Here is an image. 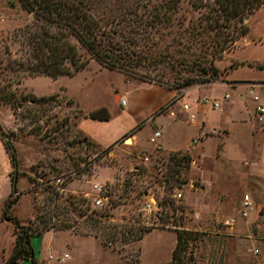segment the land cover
I'll return each mask as SVG.
<instances>
[{"label": "rangeland", "instance_id": "obj_1", "mask_svg": "<svg viewBox=\"0 0 264 264\" xmlns=\"http://www.w3.org/2000/svg\"><path fill=\"white\" fill-rule=\"evenodd\" d=\"M9 1H14L12 7L16 9V16L7 12ZM22 10L19 0H0V92L9 94L12 91L16 95L9 104L0 101V125L14 144L19 162L20 176L15 194L19 201L14 208V215L22 224L41 227L52 225L49 230H59L60 226L69 225V228L63 229L73 233L77 230H91L90 221L96 213H103L102 217H107L106 223L110 225L118 223L151 229L139 241L129 243H123L118 234V240L112 246H106L94 237L87 240L76 238L66 247L61 243L60 250L66 249L72 255L71 259L61 261V253L56 248H51L55 257L49 260V264H161L171 257L176 244L175 229L178 228L193 231L194 240L188 251L192 253L194 264H264V207L257 210L254 222L249 219L248 229H243L240 223L245 218L240 215L239 209L242 195L249 190L244 183L237 188L238 182L248 174V170L250 173L257 169L263 170V162L259 159L250 160V166L244 160L252 155L256 156L260 149H263L264 154V133L252 138L246 135L243 137L242 130L251 124L248 121L249 124L237 125L241 132L239 130L231 138L230 144L245 156L231 162L223 160L216 169H211L213 172L206 168L205 173H211L206 184L192 173L191 161L186 166L178 167L169 158V154L139 150L138 154L149 156L146 165L136 164L134 161L125 162L119 155L102 158L99 156L101 150L90 145L77 129L81 114L73 99L68 96L76 100L83 99L86 103L101 97L111 99L120 88L119 80L105 70L95 68L98 66L96 61L94 64H87L88 67L82 73L74 76H62L59 79L36 76L29 78L21 86L23 79L17 77L18 74H11L5 67L8 60L24 55L14 39L21 38L24 25L29 24L33 18L31 13ZM18 18L19 24L10 32L4 33ZM244 23L248 32L220 59L213 62L219 71L217 78L180 88V93L190 87L205 85L200 89H192L189 94L198 98L206 96L224 100L223 96L228 93L242 100L238 95L239 91L233 88L241 85V92H244L245 97L243 104L249 108L254 107L255 103L248 95L249 88L253 87L259 95L264 93L261 90V87L264 88L261 85L264 84V67L260 66L264 64V7L257 9ZM174 76L180 78L175 79ZM183 77L193 76L189 72H178V69L160 63L154 69L153 66L134 68L125 79L130 82L160 79L164 83L178 85ZM214 82L219 83L211 84ZM257 82L261 83L258 85ZM51 90L60 91L52 94L50 99L28 101L33 95L29 92L48 93ZM240 110L244 113L242 108ZM249 113L253 115L251 110ZM215 116L216 113H212V117ZM251 121L258 128L263 123L254 118ZM151 127L154 129L153 125ZM184 127L193 131L192 125L185 124ZM149 129H143L140 135L147 136L148 139L151 133ZM185 135L186 131L177 139L181 140ZM143 140L145 142V138ZM126 142L130 140L126 139ZM207 147H211L210 141H207ZM177 169H180L179 175L175 173ZM97 171L98 180L102 181L105 177H110L111 180L105 181L111 188L108 191V202L103 208H95L91 200V186L95 180L93 176L97 175ZM53 177L62 178L61 190L55 186ZM179 192L181 197L174 198L173 194ZM224 194L233 199L226 200ZM148 198L161 207L166 200L167 206L148 214L141 209ZM231 217L235 218V224L229 228L223 223ZM13 232L14 224L2 219L1 212L0 250L11 246L3 259L0 254L1 264L12 251ZM33 241L35 253L44 259L39 237L34 236ZM21 264L44 262L27 259L22 260Z\"/></svg>", "mask_w": 264, "mask_h": 264}, {"label": "trees", "instance_id": "obj_2", "mask_svg": "<svg viewBox=\"0 0 264 264\" xmlns=\"http://www.w3.org/2000/svg\"><path fill=\"white\" fill-rule=\"evenodd\" d=\"M20 8L32 14V21L25 24L19 44L24 55L7 61L5 69L19 78L45 75L56 79L72 76L87 66L89 58L101 66L122 72L138 67H152L165 63L178 72L193 77L182 82L164 83L180 95V88L195 82L214 81L219 71L213 65L248 32L244 21L257 9L264 7V0H19ZM10 7L14 1L7 2ZM86 54L88 57H86ZM264 67L263 65H260ZM195 76V77H194ZM175 79L180 77L174 76ZM146 81V79H142ZM162 80V79H161ZM150 82V80H147ZM0 92V101L13 102L16 95ZM28 98L30 102L50 99L51 95ZM161 107L160 110H162ZM88 117L107 120L105 108L90 111ZM0 138L9 155L12 171V189L4 201L2 219L14 224L12 251L3 264H21L22 260L37 262L31 240L48 231L44 225L22 224L14 215L19 201L17 192L18 158L14 144L0 125ZM86 138V137H85ZM87 139V138H86ZM92 146L96 145L87 139ZM101 150L99 156L108 152ZM176 166H186L190 156L181 151L169 153ZM180 173L177 169L175 173ZM174 173V174H175ZM166 202V200H165ZM163 202L161 208L166 207ZM173 209V208H172ZM96 213L90 221L91 230L75 234L93 235L106 246L118 240L123 243L139 241L151 230L139 226L106 223L107 217ZM162 219V217H161ZM41 223L43 221H40ZM119 226V227H118ZM133 226V227H132ZM69 228V225L58 229ZM119 228V229H118ZM176 244L168 261L161 264H194L189 246L194 240L193 231L178 228Z\"/></svg>", "mask_w": 264, "mask_h": 264}, {"label": "crops", "instance_id": "obj_3", "mask_svg": "<svg viewBox=\"0 0 264 264\" xmlns=\"http://www.w3.org/2000/svg\"><path fill=\"white\" fill-rule=\"evenodd\" d=\"M5 5L7 6V4ZM15 10L14 7L7 6L9 15L16 16ZM12 11L13 13H11ZM19 18L15 20L4 33L10 32L11 29L19 24ZM95 62L94 59H90L88 65L94 64ZM97 64L98 66H95V68L99 71L105 70V72L119 80L120 88L115 91L112 98L110 99L107 97V99H104L101 97L99 100L96 99L94 102L90 101L89 103H86L87 101L83 102V99L76 100L74 97L70 96H68V98L73 99L74 104L78 106L79 113L81 114L77 121V129L83 136L93 142L99 150L109 148L108 152L104 154L102 158H106L107 156L109 158H114L119 155L125 162L130 163L134 161L136 164L146 165L147 162L143 160V157L146 155L143 156L138 154L139 150L148 153L156 151L165 154L184 151L191 158L190 161L191 164H193L191 169L192 173H194L202 183L206 184L209 177H211L209 175L211 174L210 172L205 173L206 168L210 170L213 168L216 169L220 165L219 162L223 160L231 162L235 158L241 159L245 156L239 153V151L230 144L231 138L235 137L240 130V127H236L237 125L251 124L247 125L248 127H244L242 132L240 130L243 137L246 135L252 138L255 135L264 133V121L260 128H258L256 123L251 121L252 118L255 119L253 107L251 106L249 108V106L247 107L243 104L242 101L245 97L243 96L244 92H241V89H243L241 85H237L233 88L239 91L238 95L242 100L234 98L233 94L226 93L229 96L227 99L221 100L223 106L221 104L220 109H213L209 104L202 103L200 101L201 98L193 97L189 94L192 89H200L205 85L190 87L179 95L175 90L154 82L127 81L122 72L103 67L98 62ZM88 65L72 76L82 73ZM32 77L36 76H27L23 78L21 86H23L26 80ZM61 77L62 76H59L56 79ZM248 82L255 84V82ZM216 83L219 82L211 84ZM259 83L261 82H257L258 85ZM261 85L264 86L263 83H261ZM261 90H264V88L261 87ZM59 91L51 90L48 93H29L36 97H40L56 94ZM64 93L67 95L66 91H64ZM262 94H260L261 101L264 102V95ZM120 97L126 99V104L124 106L119 102ZM238 106H241L244 113H242V110H240L241 108ZM161 107H163L162 110H160ZM98 108H105L108 111L109 118L107 120H95L87 116L88 112ZM249 110L253 112V115H250ZM212 113H216L214 118L212 117ZM192 115L194 116L193 122L190 121ZM185 124L188 126L192 125L193 131L186 129L184 127ZM152 125L154 129H152ZM148 127L151 133L147 139V136H142L140 133L143 129ZM157 130L159 131V135L152 141L151 137H153V133ZM185 131L186 135L183 136L181 140H178L177 138L185 133ZM144 138L145 142L143 140ZM126 139H129L130 142H126ZM150 141L152 142L151 144L149 143ZM207 141H210V148L207 147ZM134 151L136 153H134ZM262 151L263 149H260L256 156H248L249 158H246L244 163L250 166V160L259 159L263 162V170L257 169L251 171V173L248 170L247 176H243L237 186V188H240L239 184L244 183L249 190L245 193L249 194L254 202V208L250 216L240 223L243 229H248L249 219L251 222H254L257 218V210L260 207H264V154ZM235 153H237V155H235ZM147 157L149 159L148 155ZM254 166L259 168L258 165L254 164ZM135 168L137 167L135 166ZM11 171L12 166L10 158L0 138V215L4 206V201L12 189ZM211 171L213 172V170ZM98 175L99 172L96 176H93L95 177V181H100L98 180ZM22 179L24 180V178ZM105 181H111L110 177H105L101 182ZM224 197L226 200L233 199V197L228 198L225 194ZM38 237L42 245L43 250L41 254L44 255V259L36 253L35 257L38 262L43 261L44 264H49V260H52L47 258V250L51 251V248H56L57 252L61 253L60 259L63 261L71 259L72 255L68 253L66 249L60 250L62 244L66 247L68 244H72V241L76 238H84V240H87L94 237L99 239L93 235L75 234L68 229L48 230ZM31 243L35 250L33 238ZM10 247L11 246H7L0 250L2 259L8 255ZM64 253L68 256L62 258ZM1 263L2 262H0V264Z\"/></svg>", "mask_w": 264, "mask_h": 264}, {"label": "built area", "instance_id": "obj_4", "mask_svg": "<svg viewBox=\"0 0 264 264\" xmlns=\"http://www.w3.org/2000/svg\"><path fill=\"white\" fill-rule=\"evenodd\" d=\"M182 92L184 90H181ZM248 95L252 98V100L254 101L255 105L253 107V112H254V117L257 121L259 122H263L264 121V102L261 101V97L260 95L253 89V87L249 88L248 90ZM228 94H225L223 96V99H227L228 98ZM200 101L204 104H209L213 109H220L221 108V100L217 99V98H211V97H206L203 96L201 97ZM119 102L122 106H124L126 104V99L124 97H120L119 98ZM190 121L193 122L194 121V116L192 115L190 118ZM159 135V131H155L153 133V137H151V140L153 141L155 137H157ZM144 161L148 160L147 155L143 157ZM52 181L54 182L55 186H57L58 190L62 189V178L60 177H53ZM110 186L106 185V182H101V181H93L92 186H91V190L93 193V197L91 198L92 203L94 205V207L96 208H103L106 204V202H108V191H110ZM174 198H180L181 197V193H174L173 194ZM161 208V205H157L156 203L152 202L149 198L148 200L144 203V205L141 207V209L148 213L151 214L153 212H155L156 210H158V208ZM254 208V202L252 200V198L250 197L249 194L245 193L242 195L241 198V203H240V209H239V213L243 218H247L250 216L251 211ZM226 227H232L235 224V218L231 217L229 219H226L223 223ZM255 252H257V249H254ZM68 255L66 253H64L62 255V258L67 257ZM55 256L54 254L47 250V258L48 259H53Z\"/></svg>", "mask_w": 264, "mask_h": 264}, {"label": "water", "instance_id": "obj_5", "mask_svg": "<svg viewBox=\"0 0 264 264\" xmlns=\"http://www.w3.org/2000/svg\"><path fill=\"white\" fill-rule=\"evenodd\" d=\"M8 1V0H7Z\"/></svg>", "mask_w": 264, "mask_h": 264}]
</instances>
